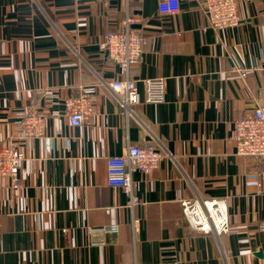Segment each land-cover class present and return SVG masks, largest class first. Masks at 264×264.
<instances>
[{
	"label": "crops",
	"instance_id": "crops-1",
	"mask_svg": "<svg viewBox=\"0 0 264 264\" xmlns=\"http://www.w3.org/2000/svg\"><path fill=\"white\" fill-rule=\"evenodd\" d=\"M159 2L0 0V145L24 153L20 187L0 177V264H264L263 164L232 140L264 107V0H237L241 23L206 32L202 0L174 15ZM128 15L143 51L126 71L101 43ZM126 78L140 102L123 109L110 83ZM144 79L164 80L163 101L147 102ZM82 95L95 108L74 127L65 101ZM31 115L43 133L24 139ZM148 142L164 159L133 174L131 207L107 158ZM197 197L226 199L228 233L190 227L181 202Z\"/></svg>",
	"mask_w": 264,
	"mask_h": 264
},
{
	"label": "built area",
	"instance_id": "built-area-1",
	"mask_svg": "<svg viewBox=\"0 0 264 264\" xmlns=\"http://www.w3.org/2000/svg\"><path fill=\"white\" fill-rule=\"evenodd\" d=\"M201 6L207 16V26L202 28L204 32L208 29H230L242 21L237 0H202ZM158 9L162 14H177L181 10V0H160ZM134 21L135 19L128 15L122 29L107 32L101 43V49L126 71L141 60L143 51V39L132 28ZM262 73L264 77V67ZM241 76L246 78L247 71L243 70ZM141 82L145 88L147 102H161L165 99L163 79H144ZM110 88L123 109L140 102L138 84L135 80L129 78L115 80L110 83ZM65 106L70 124L77 127L89 119L94 111L95 102L92 97L82 95L68 98ZM43 127V117L36 115L26 117L22 124V138L41 136ZM232 140L237 155L261 160L263 167L258 172L260 186L264 182V107L259 106L252 114L234 121ZM163 159L164 155L151 142L144 145H128L122 155L107 158V182L111 187L122 189L132 207L139 203L133 174L153 173L160 167ZM23 160L24 153L20 141L9 140L0 145V177L10 178L15 187H20L18 174ZM181 204L188 224L193 230L217 235L230 231L226 199L197 197L193 200H184Z\"/></svg>",
	"mask_w": 264,
	"mask_h": 264
}]
</instances>
